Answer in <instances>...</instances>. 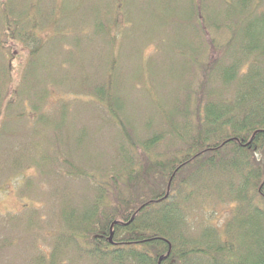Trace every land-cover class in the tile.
<instances>
[{
    "label": "trees",
    "instance_id": "obj_1",
    "mask_svg": "<svg viewBox=\"0 0 264 264\" xmlns=\"http://www.w3.org/2000/svg\"><path fill=\"white\" fill-rule=\"evenodd\" d=\"M227 4L221 18V0H189L186 15H175V33L187 39L174 52L172 75L181 84L169 132L132 142L146 156L156 153L139 176L137 158L129 168L91 173L64 148L47 144L43 152L41 138L26 135L29 126L40 136L45 129L48 139L52 113L66 120L67 101L59 111L45 109L55 86L76 91L87 46L105 32L114 39L125 7L117 13L90 0H0V191L8 190L12 169L23 175L30 167L54 186L45 211L5 215L1 224L19 234L0 238V248L17 252L25 243L24 264H264V0ZM10 38L29 49L13 91ZM52 47H59L60 65L51 52L41 58ZM99 69L89 94L104 105L120 87L114 72ZM169 137L165 158L155 143ZM33 151L38 158L29 162ZM34 183L26 177L20 192ZM219 204L228 212L217 224ZM37 241L41 248L32 246Z\"/></svg>",
    "mask_w": 264,
    "mask_h": 264
},
{
    "label": "rangeland",
    "instance_id": "obj_2",
    "mask_svg": "<svg viewBox=\"0 0 264 264\" xmlns=\"http://www.w3.org/2000/svg\"><path fill=\"white\" fill-rule=\"evenodd\" d=\"M90 1L91 4L100 6L110 3L117 13L121 12L120 9L124 6L126 11L121 12L120 17L122 27L118 31H113L114 39L111 40L110 33L105 32L95 37V40L87 46L89 49L86 54L89 63L84 62L83 67L86 71L82 74L86 75H81L82 77H79L71 87L76 91L65 93L63 91L67 90H63L62 86H55L53 90L55 92L51 94L50 103L45 109L47 111L53 107L59 111L62 101H67L69 106L66 120H63L59 113H52L50 119L54 122V126L49 127L47 131L48 139L45 129L40 136V132H34L29 126L26 135L30 142L34 139L39 141L41 138L43 152H46L47 144H53L56 149L64 148L76 167L80 166L91 173H99L101 169L113 165L119 167L122 164L121 167L127 168L129 166L127 161L137 158L138 175L142 176L149 166L148 163L156 157V153L146 156L142 153L145 146L134 150L132 142L135 139L143 141L152 137L155 140L162 134V129L169 132L171 117L169 110L172 109L176 97L174 93L181 84V81L172 75L173 65L178 62L175 61L174 52L185 38L175 33L173 22L175 15H186L184 7L189 0ZM228 1L221 0L223 8L221 7L219 16L216 15L217 18L223 16V10L228 5ZM117 13L115 12L114 18ZM85 26L87 27V24ZM183 41L187 42V39ZM7 47V50L9 49L12 53L10 89L13 91L24 76L29 61V49L23 43L11 38L7 42ZM52 48L53 51L47 48L41 58L45 60L46 54L51 52L52 58L55 57L57 64L60 65L62 56L59 47ZM70 50L73 49L70 48ZM82 53L83 51L79 50L77 54L82 57ZM187 57L192 58L190 54ZM53 62L50 61V64ZM95 66L114 72L116 75L114 80L120 87L119 94L105 97L104 105L97 103L96 98L89 94V88L92 87L95 79L94 74L97 72ZM94 68L95 71L92 72ZM81 70L83 69L78 70V73ZM73 74H76V71ZM112 109H117L116 115L111 112ZM169 140L170 137L167 141L165 139L155 143L157 145L155 151H164L165 158L167 157L166 148L168 147L169 150ZM31 153L33 154L29 162L38 158L34 151ZM9 174L11 176L8 190L0 191V238L8 233L19 232L17 227L1 224V220H5L8 212L21 213L32 206L45 211L47 194L54 188L51 183L41 182L43 177L33 167L28 168L23 175L16 174L13 169ZM26 177H32L35 183L32 190L24 194L20 190L23 188ZM138 191L139 195H144L142 189ZM58 206L59 203L56 207ZM217 208L219 222L216 220L215 223L220 224L226 217L228 209L222 204H219ZM35 244L41 248L40 241L34 242L32 246ZM45 244L44 242L43 245ZM17 247L19 248L17 252H13L14 246L12 249L0 248V264H24L25 258L22 257L25 254L23 247H26V244L22 242Z\"/></svg>",
    "mask_w": 264,
    "mask_h": 264
},
{
    "label": "water",
    "instance_id": "obj_3",
    "mask_svg": "<svg viewBox=\"0 0 264 264\" xmlns=\"http://www.w3.org/2000/svg\"><path fill=\"white\" fill-rule=\"evenodd\" d=\"M117 221H115L113 224H115ZM112 237H113V232H111L110 236H109V239L112 240ZM163 259V256L160 258V261Z\"/></svg>",
    "mask_w": 264,
    "mask_h": 264
}]
</instances>
